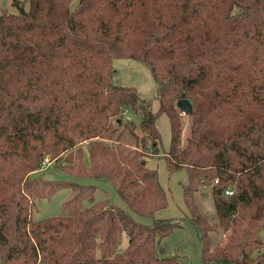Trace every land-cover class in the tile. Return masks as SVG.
<instances>
[{"label": "trees", "instance_id": "16d2710c", "mask_svg": "<svg viewBox=\"0 0 264 264\" xmlns=\"http://www.w3.org/2000/svg\"><path fill=\"white\" fill-rule=\"evenodd\" d=\"M13 5L19 14H0V264H183L159 256L160 241L180 226L154 218L168 205L146 166L160 154L161 114L170 129L162 156L168 173L186 171L201 263L264 264V0H28L27 12ZM115 58L148 67L155 113L138 105L134 88L113 84ZM180 100L191 107L184 144ZM46 162L59 174L109 183L126 209L96 201L94 186L37 182ZM203 187L215 223L194 205ZM60 188L70 189L61 216L33 221L35 200Z\"/></svg>", "mask_w": 264, "mask_h": 264}, {"label": "rangeland", "instance_id": "374dc122", "mask_svg": "<svg viewBox=\"0 0 264 264\" xmlns=\"http://www.w3.org/2000/svg\"><path fill=\"white\" fill-rule=\"evenodd\" d=\"M18 2L19 8L27 12L28 0H18ZM19 12L20 10L13 5V0H0V14L17 15ZM111 67L113 70V84L121 87L134 88L139 98L138 105L147 107L152 113H155L158 109V102L156 100L157 86L148 67L140 61L124 58L113 59ZM180 115L182 116L181 142L184 144L188 133V122L183 113ZM125 118L139 127L138 116L129 112L125 114ZM155 126L160 135L161 150H159V155H152L151 158L146 159V166L157 172L158 182L167 195L168 205L165 209L159 211L154 218L168 219L180 224L179 227L174 228L168 236L160 241V246L163 248L164 253L159 256H176L183 264H202L200 258V241L195 228L187 221L190 213L187 210L183 196V186H185L188 181L186 171L181 170L168 173L162 156L163 152H168L170 143V129L167 115H159L156 119ZM136 132L140 134L138 128H136ZM128 141L127 139L125 140V142ZM82 159L83 164L88 166L87 146L85 144L82 147ZM55 166L54 162H46L43 164L42 170L35 173L33 178L36 179L37 182L44 184L52 182L54 186L66 183L80 186H94L96 190L94 199L96 201L107 199L111 205L126 209L124 202L119 198L114 188L109 183L100 180L59 174ZM69 194L70 189L60 188L52 194L36 199L31 214L32 220L37 221L43 218L61 216L62 205L70 197ZM193 202L200 214L208 222H216V213L209 187L200 188V190L194 194ZM132 217L135 221L143 224L151 223L149 218H141L134 215H132ZM217 237L218 236L214 233L210 234L212 246ZM259 237L264 240V230L259 233ZM126 243L127 239L123 236L120 246L121 249L127 245Z\"/></svg>", "mask_w": 264, "mask_h": 264}, {"label": "water", "instance_id": "95a60500", "mask_svg": "<svg viewBox=\"0 0 264 264\" xmlns=\"http://www.w3.org/2000/svg\"><path fill=\"white\" fill-rule=\"evenodd\" d=\"M176 107L183 113V115H186L191 112V107L189 102L185 100H180L176 103Z\"/></svg>", "mask_w": 264, "mask_h": 264}, {"label": "built area", "instance_id": "2783aa9c", "mask_svg": "<svg viewBox=\"0 0 264 264\" xmlns=\"http://www.w3.org/2000/svg\"><path fill=\"white\" fill-rule=\"evenodd\" d=\"M226 195H230L231 193L230 192H225Z\"/></svg>", "mask_w": 264, "mask_h": 264}]
</instances>
